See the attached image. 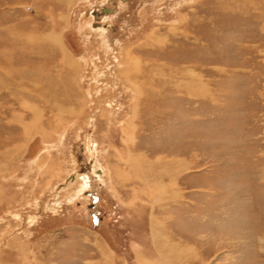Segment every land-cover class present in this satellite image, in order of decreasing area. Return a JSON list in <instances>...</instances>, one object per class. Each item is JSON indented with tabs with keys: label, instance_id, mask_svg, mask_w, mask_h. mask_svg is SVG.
I'll return each mask as SVG.
<instances>
[{
	"label": "rangeland",
	"instance_id": "1",
	"mask_svg": "<svg viewBox=\"0 0 264 264\" xmlns=\"http://www.w3.org/2000/svg\"><path fill=\"white\" fill-rule=\"evenodd\" d=\"M0 264H264V0H0Z\"/></svg>",
	"mask_w": 264,
	"mask_h": 264
},
{
	"label": "flooded vegetation",
	"instance_id": "2",
	"mask_svg": "<svg viewBox=\"0 0 264 264\" xmlns=\"http://www.w3.org/2000/svg\"><path fill=\"white\" fill-rule=\"evenodd\" d=\"M84 194H85V196H87V197H91L92 198V201L89 203V204H87V206H88V208H94L95 207V198L93 197L94 195H93V192L92 191H86V192H84ZM95 214H96V211L93 213V217H95ZM95 219V222H96V220H97V218H94Z\"/></svg>",
	"mask_w": 264,
	"mask_h": 264
},
{
	"label": "bare ground",
	"instance_id": "3",
	"mask_svg": "<svg viewBox=\"0 0 264 264\" xmlns=\"http://www.w3.org/2000/svg\"><path fill=\"white\" fill-rule=\"evenodd\" d=\"M32 38V37H31ZM127 78V77H126ZM129 79V78H128ZM59 107V106H58ZM25 131H26V127H25Z\"/></svg>",
	"mask_w": 264,
	"mask_h": 264
}]
</instances>
